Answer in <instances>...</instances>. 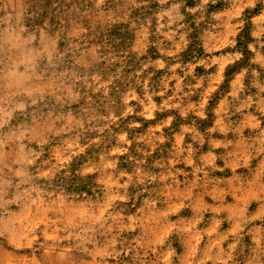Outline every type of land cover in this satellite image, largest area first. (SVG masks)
Wrapping results in <instances>:
<instances>
[{"label": "rangeland", "instance_id": "1", "mask_svg": "<svg viewBox=\"0 0 264 264\" xmlns=\"http://www.w3.org/2000/svg\"><path fill=\"white\" fill-rule=\"evenodd\" d=\"M0 264H264V0H0Z\"/></svg>", "mask_w": 264, "mask_h": 264}]
</instances>
